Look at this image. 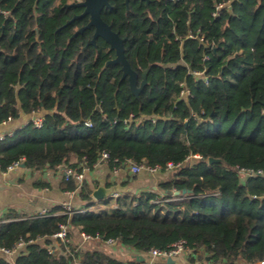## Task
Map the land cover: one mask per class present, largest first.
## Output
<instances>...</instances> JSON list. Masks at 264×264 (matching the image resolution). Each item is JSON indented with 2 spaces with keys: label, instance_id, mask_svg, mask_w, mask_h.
<instances>
[{
  "label": "trees",
  "instance_id": "1",
  "mask_svg": "<svg viewBox=\"0 0 264 264\" xmlns=\"http://www.w3.org/2000/svg\"><path fill=\"white\" fill-rule=\"evenodd\" d=\"M79 1L0 0L9 13L0 14V123L46 112L41 128L30 122L0 141V170L24 158L32 170L82 171L102 152L117 166L180 168L159 184L161 196L148 191L96 201L82 184L83 214L21 220L25 215L9 210L0 217V247L26 243L13 264L145 263L96 250L72 255L64 244L52 254L51 237L68 224L141 255L183 240L200 254L190 263L207 256V264L263 261L264 179L243 181L236 168H264V0H149L148 6L109 0L112 9L101 18L127 38L124 53L138 83L152 65L138 99L120 81V66L104 68L114 53L102 39L83 50L93 28L70 40L88 23L83 16L64 26L82 12L66 5ZM36 129L47 136L35 137ZM208 158L225 165H208ZM75 189L73 180L62 181V191ZM166 192L183 199L171 201ZM0 264L12 263L0 258Z\"/></svg>",
  "mask_w": 264,
  "mask_h": 264
},
{
  "label": "crops",
  "instance_id": "2",
  "mask_svg": "<svg viewBox=\"0 0 264 264\" xmlns=\"http://www.w3.org/2000/svg\"><path fill=\"white\" fill-rule=\"evenodd\" d=\"M45 114V111L33 114L21 113L19 118L0 124V136L4 139L13 138L17 132L24 130L33 119H44ZM65 166L67 165L58 166L53 170H32L25 166L22 167L20 164L9 171L0 170V217L9 210L25 216L42 211H46L52 216H57L64 213V204H69L72 209L82 208L84 203L79 198V192L61 190L62 181L64 180L63 168ZM173 171L163 170L153 174L142 171L138 175H131L125 166H121L117 171L113 172L106 162L98 161L92 169L83 170V185L90 190L91 194L98 187H103L111 191L114 188L115 194L113 197L124 193L148 191H153L161 196L163 192L160 190L159 184L170 179ZM133 176L134 179H132ZM69 233V242L65 249L70 254H74L77 251L96 250L123 262L132 260L138 255L132 249L123 247L115 242L108 245L103 240L84 241L80 234L71 228ZM59 245L57 241L53 240V248L49 247V249L51 251L59 249ZM17 255L5 257L0 254V258H6L13 264ZM177 262L179 264H200L201 261L190 263L187 258H179ZM260 263L255 262L253 264Z\"/></svg>",
  "mask_w": 264,
  "mask_h": 264
},
{
  "label": "built area",
  "instance_id": "3",
  "mask_svg": "<svg viewBox=\"0 0 264 264\" xmlns=\"http://www.w3.org/2000/svg\"><path fill=\"white\" fill-rule=\"evenodd\" d=\"M170 1H176V0H170ZM219 7H222V5H220ZM0 14H2L4 17H6V16H8L9 13L7 11L0 10ZM189 37H192V35H189ZM199 41L202 42L203 40L200 38ZM193 75L196 77H203L202 72H193ZM203 80L206 84L208 83L206 78L203 77ZM180 95L182 97H188V96H190V92L188 90H182ZM130 117L132 118V115H130ZM9 120H11V118L6 119L5 121L1 122L0 124H5ZM31 123L33 124V126H35V128H41L43 125V119L42 118L33 119L31 121ZM85 125L87 127H90L91 123L86 122ZM3 139L4 138L2 136H0V141H2ZM194 158H199V156L196 155V156H194ZM99 161H103L106 163L112 162L113 163V168H112L113 172L117 171L121 167V166L116 165V162H117L116 159H114V160L110 159L109 154L107 152H102L100 154ZM24 162H25V159L21 158V159H19V161L8 166L5 171L12 170V169L18 167L20 164H24ZM123 166H125V168L128 169V171L131 175H138L142 171H145L149 174H153V173L163 171L160 166H149L145 163L135 164L132 161H127ZM179 168H180L179 164L174 165L172 163H167L164 170L172 171V170L179 169ZM85 169H89V168L84 166L82 171H78L76 168H73L70 166H65L63 168L64 180L65 181L73 180L76 184V189L72 192H79L80 191L82 184H83V181H84L83 170H85ZM236 171H237L239 177L243 181L248 179V178H263L264 179V168L253 169V168H239V167H237ZM172 197L173 198H171L169 200L177 201V200L183 199V197H177V196H172ZM63 209H64L63 214L68 213L70 215L75 214V213L76 214L77 213L83 214L87 211L86 209H82V208L72 209L69 204H64ZM46 216H50V214L47 213L46 211H42V212L37 213V214L22 217L20 219L21 220L33 219V218H41V217H46ZM69 231H70V226L68 224L60 225L58 232H56L51 238L53 240L57 241L58 244H64L66 246L67 243L69 242ZM80 236L84 241H89V240H94V239L100 240L98 237H92V236L86 235L84 233H80ZM105 242H106V244L111 245L115 241L112 239H108ZM25 246H26V243L23 241H20L12 249L0 247V254L5 256V257H12V256L18 254V252L22 248H24ZM138 255L145 258L146 261L143 264H151L152 262H155V261L164 262L168 258H171V259H174L177 261L179 258H188L190 256L197 260L198 257L200 256L199 252L197 254H194L193 251L187 247L186 242L183 240H179V241L173 243L166 250L151 249L147 252L146 255H141V254H138ZM73 264H78V261L75 260ZM260 264H264V260L261 261Z\"/></svg>",
  "mask_w": 264,
  "mask_h": 264
},
{
  "label": "water",
  "instance_id": "4",
  "mask_svg": "<svg viewBox=\"0 0 264 264\" xmlns=\"http://www.w3.org/2000/svg\"><path fill=\"white\" fill-rule=\"evenodd\" d=\"M129 0H125L126 6L128 5ZM141 2H145L146 6L149 5V0H140ZM66 7H78L82 8L83 12L79 16H74L72 20L77 19L79 17L88 16V23L85 27H82L75 31L71 38H74L76 35L82 33L84 30L89 28H94V34L92 39L85 45L83 50L88 48L89 46H95L96 40L98 38L102 39L110 48V50L114 51L115 58L113 60H110L106 63L105 67L109 64L118 65L120 66L121 71V78L120 81L126 79L129 88L131 90L132 95L134 98H139V93L143 89V87L147 84V75L152 65H149L142 73V80L140 83H138V74L132 70L130 67L124 53V43L127 41V38L120 37L117 32H114L111 29V26L108 25L106 22H104L101 18V12L104 9L110 8L109 0H81L76 3H71L69 5H66ZM72 20L66 22V25H68ZM208 165L212 164H222L225 165L223 160L219 158H208L207 160ZM22 167H24V164H21ZM115 194V189L112 188L111 190L104 189L103 187H98L94 191H92V198L96 201L106 199L109 197H113ZM168 197L172 196H179V192H166ZM185 191L181 193V195H184ZM59 252V249L52 250L51 253L56 255ZM138 262H145V258L142 256H135L134 257ZM209 257L207 256L204 261L200 262V264H206L207 261H209ZM156 262V261H155ZM165 264H179L176 260L168 258L164 261Z\"/></svg>",
  "mask_w": 264,
  "mask_h": 264
},
{
  "label": "flooded vegetation",
  "instance_id": "5",
  "mask_svg": "<svg viewBox=\"0 0 264 264\" xmlns=\"http://www.w3.org/2000/svg\"><path fill=\"white\" fill-rule=\"evenodd\" d=\"M139 1H140V0H139ZM140 2H141V1H140ZM109 4H110V3H109ZM125 5H126V4H125ZM76 8H78V7H76ZM81 9H82V8H81ZM110 9H112V5H111V4H110V8H108V9H104V10H110ZM82 12H83V9H82ZM82 12H81V14H82ZM81 14H80V15H81ZM74 16H79V15H74ZM74 16H73V17H74ZM73 17H72V18H73ZM87 17H88V16H87ZM77 19H78V18H77ZM71 20H72V19H71ZM74 20H76V19H74ZM74 20H72L71 22H73ZM69 21H70V20H69ZM67 22H68V21H67ZM71 22H70V23H71ZM86 25H87V24H86ZM86 25H85V26H86ZM85 26H83V27H85ZM79 29H80V28H79ZM89 29H90V28H89ZM93 29H94V28H93ZM76 31H77V30H76ZM80 34H81V33H80ZM93 34H94V32H93ZM78 35H79V34H78ZM76 36H77V35H76ZM76 36H75V37H76ZM92 37H93V35H92ZM72 39H73V38H72ZM91 39H92V38H91ZM91 39H90V40H91ZM98 39H100V38H98ZM70 40H71V39H70ZM90 40H89V41H90ZM89 41H88V42H89ZM88 42H87V43H88ZM84 47H85V46H84ZM94 47H95V46H94ZM109 49H110V48H109ZM110 51H112V50H110ZM112 52L114 53V51H112ZM114 58H115V53H114ZM114 58H112L111 60H113ZM109 61H110V60H109ZM106 63H107V62H106ZM106 63H105V65H106ZM105 65H104V68H106V67L108 66V65H107V66L105 67ZM109 65H112V64H109Z\"/></svg>",
  "mask_w": 264,
  "mask_h": 264
},
{
  "label": "rangeland",
  "instance_id": "6",
  "mask_svg": "<svg viewBox=\"0 0 264 264\" xmlns=\"http://www.w3.org/2000/svg\"><path fill=\"white\" fill-rule=\"evenodd\" d=\"M35 126H33L34 128ZM38 129L36 130H31V133L35 136V137H41V138H45L47 136L46 133L42 134L40 133L39 131H37Z\"/></svg>",
  "mask_w": 264,
  "mask_h": 264
}]
</instances>
